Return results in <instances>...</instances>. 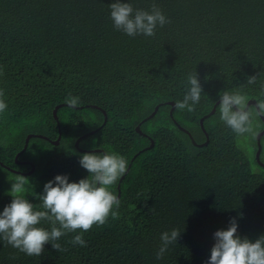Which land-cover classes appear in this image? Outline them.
<instances>
[{
    "label": "trees",
    "instance_id": "16d2710c",
    "mask_svg": "<svg viewBox=\"0 0 264 264\" xmlns=\"http://www.w3.org/2000/svg\"><path fill=\"white\" fill-rule=\"evenodd\" d=\"M113 2L0 0V89L8 105L0 114V212L12 200L8 175L28 178L22 195L36 210L55 176L87 178L78 133L94 130L86 138L102 151L93 153H117L127 169L131 163L110 188L118 195L120 183L119 218L83 233L86 247L70 243L79 231L57 241L65 251L49 243L41 256L0 240V264H207L214 233L232 218L241 238L264 235V164L256 157L263 118L252 117L256 135H236L218 104L204 119L209 142L195 144L190 135L206 140L200 119L223 91L264 100V0H122L146 11L155 3L170 20L152 37L116 30ZM195 72L200 102L193 112L174 107L171 114L169 101H182ZM251 76L257 80L248 85ZM69 94L82 103L58 108L59 131L54 108ZM261 144L264 162V133ZM25 159L35 164L31 173L16 171L31 169ZM172 229L180 237L157 260L160 236Z\"/></svg>",
    "mask_w": 264,
    "mask_h": 264
},
{
    "label": "clouds",
    "instance_id": "9594fccd",
    "mask_svg": "<svg viewBox=\"0 0 264 264\" xmlns=\"http://www.w3.org/2000/svg\"><path fill=\"white\" fill-rule=\"evenodd\" d=\"M110 18L114 28L130 37L144 35L152 37L156 28L163 27L170 20L161 9L153 3L151 11L134 9L130 3L115 0L110 4ZM4 75L0 68V77ZM256 76L247 78V84H255ZM186 89L182 101L175 104L178 110L193 112L200 102L203 93L198 74L190 73L187 77ZM264 93V87H262ZM4 89H0V114L8 107ZM69 108L75 109L82 103L79 97L69 94L65 98ZM220 120L236 135H256L252 117H264V100H258L249 106L245 94L240 91H223L218 106ZM79 164L87 170V178L78 182H69L67 175H57L54 180L44 185L40 196V208L24 198L25 185L28 178L16 175L11 181V203L0 212V240L29 257L41 256L46 244L58 252L65 251L59 239L68 233H77L71 239L73 246L86 247L83 233L94 225L103 226L109 218H119L120 199L110 191L111 186L121 179L127 171V161L117 153H86L79 159ZM42 221L51 225L50 230L40 227ZM238 224L235 218L229 222L227 230L214 233L215 243L207 264H264V235L254 242L247 237L237 235ZM181 231L172 229L161 234V246L156 259H163L170 245L177 243Z\"/></svg>",
    "mask_w": 264,
    "mask_h": 264
},
{
    "label": "water",
    "instance_id": "95a60500",
    "mask_svg": "<svg viewBox=\"0 0 264 264\" xmlns=\"http://www.w3.org/2000/svg\"><path fill=\"white\" fill-rule=\"evenodd\" d=\"M169 102L172 103V109H171V114H172V111H173V109H174V107H175L176 102H175V101H169ZM219 102H220V98L215 102V104L213 105V107H212V109L210 110V112L206 113V114H205L204 116H202L201 119H200L201 125H202V127H203V129H204L205 131H206V129H205V126H204V119H205L207 116H209V115H211V114H213V113L215 112V110H216L217 105L219 104ZM256 102H257V101H256L255 99H251V100H249V106H250L252 103L256 104ZM64 104H66V103H60V104H58V105L54 108V116L56 117V119H57V121H58L59 131H61V129H60V121H59V117H58V108H59L60 106L64 105ZM158 108H159V104L156 105L155 110H154L151 114H149L147 117H145L143 120H146L148 117L153 116V115L155 114V112L157 111ZM103 111H104V113H105V119H104V123H105L106 120H107V113H106V110H105V109H103ZM262 118H263V120H264V117H262ZM140 124H141V123L138 124V126H137V130L140 131V132H142V130H141V128H140ZM181 127H182V126H181ZM182 128L185 129L186 131H188L186 128H184V127H182ZM93 131H94V130H93ZM93 131L87 132L85 135L87 136L89 133H92ZM188 132H189V131H188ZM189 133H190V132H189ZM263 133H264V129L261 130V131L258 133V135H257V139H258V149H257V152H256V157H257V159H258L261 163L264 164V162H262L261 159H260V153H261V149H262L261 136H262ZM33 135H35V134H29V135L27 136V138H26V142H25V145H24L23 150H25V149L27 148L28 143H29V140H30V138H31ZM190 135H191V138H192V140H193V142H194L195 144H198V145H204V144H207V143L209 142V134H208L207 131H206V140H205L204 142H202V143H198V142L195 140L194 136H193L191 133H190ZM60 138H61V133L59 134L58 138L55 140V143H56V144L59 143ZM78 141H79V140H78ZM78 141L76 142V145H78ZM153 145H154V140H151V144L149 145V147H151V146H153ZM23 150H22V151H23ZM97 150H101V151H102V149H100V148H97ZM103 152L106 153V151H104V150H103ZM20 154H21V151H20L19 153H17L16 157L18 158V156H19ZM137 154H138V153H136L135 156H136ZM30 163L32 164V167H31V169H30L29 171H21V170H16V171H19V172H21V173H23V174L31 173V172L34 171V169H35V164H34L33 162H30ZM130 165H131V163L129 164V167H130ZM9 167H10V166H9ZM129 167H128V169H127L126 172H128ZM11 169H12V168H11ZM118 189H119V193H118L117 197H119L120 194H121L120 183L118 184Z\"/></svg>",
    "mask_w": 264,
    "mask_h": 264
},
{
    "label": "rangeland",
    "instance_id": "374dc122",
    "mask_svg": "<svg viewBox=\"0 0 264 264\" xmlns=\"http://www.w3.org/2000/svg\"><path fill=\"white\" fill-rule=\"evenodd\" d=\"M260 131H258V133ZM87 132H88V130L83 132V133L82 132L78 133V135L75 137V142H77L79 140L78 145H76L78 150L79 151L81 150L85 154L86 153H93L94 151H98L97 148H95V143L86 138L85 134ZM14 179H15V177L12 175H8V177L6 179H4L5 186L8 189H11V183H12L11 181H13Z\"/></svg>",
    "mask_w": 264,
    "mask_h": 264
},
{
    "label": "flooded vegetation",
    "instance_id": "af4514ba",
    "mask_svg": "<svg viewBox=\"0 0 264 264\" xmlns=\"http://www.w3.org/2000/svg\"><path fill=\"white\" fill-rule=\"evenodd\" d=\"M21 162H23V163H27V162L30 163L31 161L25 159V160H21Z\"/></svg>",
    "mask_w": 264,
    "mask_h": 264
}]
</instances>
